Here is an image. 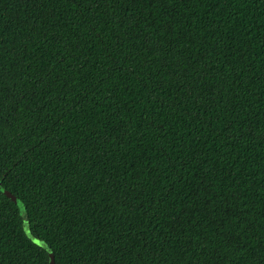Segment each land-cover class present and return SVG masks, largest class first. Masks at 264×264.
Segmentation results:
<instances>
[{"label":"trees","instance_id":"trees-1","mask_svg":"<svg viewBox=\"0 0 264 264\" xmlns=\"http://www.w3.org/2000/svg\"><path fill=\"white\" fill-rule=\"evenodd\" d=\"M0 40V264H255L264 0H0Z\"/></svg>","mask_w":264,"mask_h":264},{"label":"snow or ice","instance_id":"snow-or-ice-1","mask_svg":"<svg viewBox=\"0 0 264 264\" xmlns=\"http://www.w3.org/2000/svg\"><path fill=\"white\" fill-rule=\"evenodd\" d=\"M57 3L64 4L66 6L70 5L77 13L87 10L89 8L96 10L98 9L102 3L107 4L112 2V0H56ZM129 3H137L138 0H128ZM168 2H174V0H168ZM51 13V9H49ZM113 43L115 44L116 41L114 40ZM7 49L4 47L3 41L0 40V57L7 53ZM0 79H2V74H0ZM189 93H191V87L189 86ZM6 111L3 106H0V118L5 117ZM7 194V193H5ZM21 210L23 211V206H21ZM25 225L27 221H24ZM25 235H27V228L24 229ZM29 243L37 248H43L44 244L41 241V238L36 237L32 238L31 236L28 237ZM6 251V245L4 244L3 240L0 239V256ZM103 259V255L100 257ZM255 264H264V251H261L259 254V259L255 262Z\"/></svg>","mask_w":264,"mask_h":264},{"label":"water","instance_id":"water-1","mask_svg":"<svg viewBox=\"0 0 264 264\" xmlns=\"http://www.w3.org/2000/svg\"><path fill=\"white\" fill-rule=\"evenodd\" d=\"M6 195H7V198H8L9 200H11L12 202H15V203L17 202V199H16L15 197H13L11 194L7 193ZM48 263H49V264H55V263H54V257H53L52 254L49 255Z\"/></svg>","mask_w":264,"mask_h":264}]
</instances>
